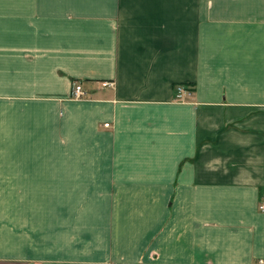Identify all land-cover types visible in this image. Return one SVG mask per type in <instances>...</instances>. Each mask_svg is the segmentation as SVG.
<instances>
[{
  "label": "crops",
  "instance_id": "crops-1",
  "mask_svg": "<svg viewBox=\"0 0 264 264\" xmlns=\"http://www.w3.org/2000/svg\"><path fill=\"white\" fill-rule=\"evenodd\" d=\"M262 201L264 0H0V264H264Z\"/></svg>",
  "mask_w": 264,
  "mask_h": 264
},
{
  "label": "built area",
  "instance_id": "built-area-1",
  "mask_svg": "<svg viewBox=\"0 0 264 264\" xmlns=\"http://www.w3.org/2000/svg\"><path fill=\"white\" fill-rule=\"evenodd\" d=\"M102 85L103 86H111V85H114V82L113 81H103L102 82ZM89 92L83 87L82 83L80 82H76L74 85H73V89H72V92H71V96L72 97H75V98H83V97H86L88 96ZM105 126H109V123H105L104 124ZM259 209L261 211H264V201H262L261 203H259Z\"/></svg>",
  "mask_w": 264,
  "mask_h": 264
}]
</instances>
